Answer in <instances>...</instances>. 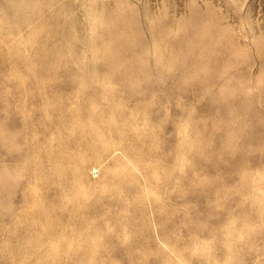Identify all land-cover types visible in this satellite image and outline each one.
Masks as SVG:
<instances>
[{"label": "rangeland", "instance_id": "1", "mask_svg": "<svg viewBox=\"0 0 264 264\" xmlns=\"http://www.w3.org/2000/svg\"><path fill=\"white\" fill-rule=\"evenodd\" d=\"M75 1L0 0V264H264V0Z\"/></svg>", "mask_w": 264, "mask_h": 264}, {"label": "bare ground", "instance_id": "2", "mask_svg": "<svg viewBox=\"0 0 264 264\" xmlns=\"http://www.w3.org/2000/svg\"><path fill=\"white\" fill-rule=\"evenodd\" d=\"M18 1H20V0H6V3L7 4H10V5H15ZM74 1V0H73ZM77 1H79V0H77ZM77 1H75V2H77ZM238 2H239V0H238ZM74 3V2H73ZM91 3V2H90ZM240 5V4H239ZM17 6V5H16ZM65 7V6H64ZM90 8V7H89ZM153 8V7H152ZM152 8H150V9H152ZM248 9V8H247ZM251 9V8H250ZM56 10V9H55ZM54 10V11H55ZM184 10V9H183ZM152 11V10H151ZM249 11V10H248ZM23 13V12H22ZM27 13V12H26ZM71 13V12H70ZM251 13V12H250ZM20 14V13H19ZM18 14V15H19ZM24 14V13H23ZM59 14V13H58ZM71 15V14H70ZM250 15V14H249ZM7 17V16H6ZM24 18V17H23ZM29 18V17H28ZM88 18V17H87ZM91 18V17H90ZM25 19V18H24ZM26 20V19H25ZM67 20V19H66ZM86 20V19H85ZM15 21V20H14ZM29 21V20H28ZM17 22V21H16ZM22 22V21H21ZM30 23V22H29ZM16 24V23H15ZM28 24V23H27ZM31 24V23H30ZM29 24V26H31ZM6 25V24H5ZM14 26H16V25H14ZM22 26H24L23 24H22ZM28 26V27H29ZM154 25H152V27H153ZM20 28V27H19ZM18 29V28H17ZM20 32V31H19ZM23 33V32H22ZM72 33V32H71ZM76 33V32H75ZM20 36V35H19ZM21 37H22V35H21ZM18 38V37H17ZM11 43V42H10ZM92 79H93V77H92ZM41 109H42V107H41ZM61 109V108H60ZM60 113V112H59ZM65 113V112H64ZM61 114H62V112H61ZM67 116V115H66ZM78 116V115H77ZM79 117V116H78ZM73 118V117H72ZM96 118V117H95ZM100 118V117H99ZM102 119V118H101ZM62 120V119H61ZM87 120V119H86ZM88 136V135H87ZM102 145V144H101ZM118 152H120V151H118ZM97 153V152H96ZM98 154V153H97ZM110 154V153H109ZM108 154V155H109ZM96 159V158H95ZM115 159V158H114ZM99 161V160H98ZM114 161H116V160H114ZM118 163V162H117ZM98 164H100V162L98 163ZM115 164V163H114ZM118 165H119V163H118ZM106 167H108V165L106 166ZM110 167V166H109ZM120 167V166H119ZM103 168H105V167H103ZM111 168V167H110ZM78 169V168H77ZM79 169H80V167H79ZM103 170V169H102ZM108 170V168H106L105 170H103V171H105V173H106V171ZM81 171V170H80ZM97 171V170H96ZM109 171V170H108ZM111 171V170H110ZM107 173H109V172H107ZM116 173H117V170H116ZM102 174H104V173H102ZM80 175H81V173H80ZM86 175V174H85ZM104 176V175H103ZM116 176V175H115ZM78 177V176H77ZM87 177V176H86ZM111 178L113 177V178H115L114 176H110ZM117 177V176H116ZM79 178V177H78ZM105 178V177H104ZM103 178V179H104ZM88 179V178H87ZM117 179V178H116ZM187 179V178H186ZM192 180V179H191ZM78 181V180H77ZM90 181V180H89ZM105 181V180H104ZM75 182V181H74ZM79 182V181H78ZM78 182H76V183H78ZM81 183V181L79 182V184ZM90 183V182H89ZM89 185V184H88ZM81 186H82V184L80 185V190H81ZM92 187V186H91ZM82 188H83V186H82ZM85 188V187H84ZM138 188V187H137ZM88 189H90V188H88ZM129 189V188H128ZM131 189V188H130ZM87 190V189H86ZM90 190H92V189H90ZM108 191H110V189L108 188ZM107 192V191H106ZM129 192V191H128ZM139 192V191H138ZM112 193H113V191H112ZM86 194V193H85ZM89 194V193H88ZM83 195H84V192H83ZM87 195V194H86ZM72 197V196H71ZM85 197V200H86V197H88V195L87 196H84ZM84 197H83V199H84ZM114 197H116V193H115V195H113V197L112 198H114ZM73 198H75L76 199V197H73ZM112 198H110V199H112ZM74 200V199H73ZM73 200H71V202H73ZM112 200H114V199H112ZM83 202V201H82ZM111 202H114V201H111ZM84 203V202H83ZM92 203V202H91ZM86 204V203H85ZM89 205H91V204H89ZM88 206V205H87ZM89 207V206H88ZM92 208H94V207H92ZM104 209V208H103ZM109 209V208H108ZM100 210V209H99ZM94 211H96V210H94ZM80 213V212H79ZM76 217V216H75ZM85 218V217H84ZM76 219H78V218H76ZM79 220V219H78ZM86 220V219H85ZM83 222V221H82ZM85 222H88L87 220L85 221ZM90 222V221H89ZM89 222H88V224H89ZM91 223V222H90ZM86 225H87V223H86ZM94 235V234H93ZM92 235V236H93ZM97 235V234H96ZM118 242H120V241H118ZM139 245H141V244H139ZM131 246V245H130ZM138 246V245H137ZM143 247V246H142ZM139 248V247H138ZM129 253H131V251L129 252ZM126 254V253H125ZM136 254V253H135ZM140 260V259H139ZM138 263V262H137Z\"/></svg>", "mask_w": 264, "mask_h": 264}]
</instances>
